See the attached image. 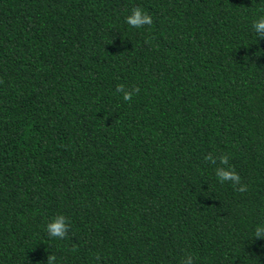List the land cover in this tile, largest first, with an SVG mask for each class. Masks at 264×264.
<instances>
[{
	"label": "trees",
	"instance_id": "16d2710c",
	"mask_svg": "<svg viewBox=\"0 0 264 264\" xmlns=\"http://www.w3.org/2000/svg\"><path fill=\"white\" fill-rule=\"evenodd\" d=\"M135 7L151 25L126 23ZM261 15L264 0H0V264H264ZM60 215L63 239L46 230Z\"/></svg>",
	"mask_w": 264,
	"mask_h": 264
},
{
	"label": "clouds",
	"instance_id": "9594fccd",
	"mask_svg": "<svg viewBox=\"0 0 264 264\" xmlns=\"http://www.w3.org/2000/svg\"><path fill=\"white\" fill-rule=\"evenodd\" d=\"M152 17L145 13L140 7H135L132 10V13L126 17V23L135 28H141L145 25L152 24ZM252 28L256 33L257 38L264 39V15H261L258 19H256ZM258 41V39H257ZM116 91L118 93H122L124 101H131L134 94H138L140 92L139 87H134L132 89H126L123 84L118 85ZM206 161H210L212 164H216V159L213 157L211 153H209L205 157ZM221 165H228L229 157L227 155H222L219 157ZM216 175L220 179L221 182L230 181L234 187H237V190L240 192L246 191V186L240 185V176L236 171L232 168L226 167H218L216 169ZM47 233L50 237L63 239L66 237L68 232V223L66 222V218L63 215L57 216L54 221L49 222L47 224ZM254 238H264V227H257L255 230ZM56 257L54 254L48 256V264H53ZM181 264H193L192 255H187L181 261Z\"/></svg>",
	"mask_w": 264,
	"mask_h": 264
}]
</instances>
